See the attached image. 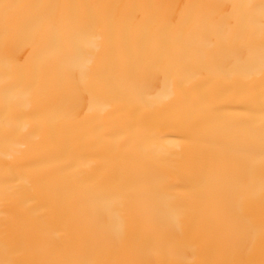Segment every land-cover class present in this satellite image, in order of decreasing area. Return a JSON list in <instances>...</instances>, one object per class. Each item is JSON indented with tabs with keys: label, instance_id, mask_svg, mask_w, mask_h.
<instances>
[{
	"label": "bare ground",
	"instance_id": "1",
	"mask_svg": "<svg viewBox=\"0 0 264 264\" xmlns=\"http://www.w3.org/2000/svg\"><path fill=\"white\" fill-rule=\"evenodd\" d=\"M0 264H264V0H0Z\"/></svg>",
	"mask_w": 264,
	"mask_h": 264
}]
</instances>
